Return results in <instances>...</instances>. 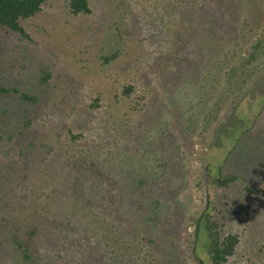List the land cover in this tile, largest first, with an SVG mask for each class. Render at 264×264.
I'll return each instance as SVG.
<instances>
[{
  "label": "rangeland",
  "instance_id": "374dc122",
  "mask_svg": "<svg viewBox=\"0 0 264 264\" xmlns=\"http://www.w3.org/2000/svg\"><path fill=\"white\" fill-rule=\"evenodd\" d=\"M88 2L89 13L72 14L68 0H46L21 21L24 35L0 26V87L17 89L0 92V264L87 262L85 247L24 233L33 210L37 221L54 216L41 210L44 196L60 193L80 159L118 177L123 192L127 168L146 175L149 192L132 207L149 194L170 204L155 250H126L121 236L104 241L119 264H166L173 240L176 263L195 264L188 243L206 201L224 233L239 236L226 264H264V198L205 176L208 162L214 176L225 161L224 175L264 189V0ZM248 125L233 152L223 136L209 148L215 130L235 139ZM24 193L34 200L26 209ZM14 234L30 242L27 259Z\"/></svg>",
  "mask_w": 264,
  "mask_h": 264
},
{
  "label": "trees",
  "instance_id": "16d2710c",
  "mask_svg": "<svg viewBox=\"0 0 264 264\" xmlns=\"http://www.w3.org/2000/svg\"><path fill=\"white\" fill-rule=\"evenodd\" d=\"M45 2L46 0H0V26L24 35L25 30L21 25V21L39 12ZM68 8L72 14L90 12L88 0H68ZM231 71V73H235V69H231ZM229 76L232 77L230 74ZM0 92H17V89L0 87ZM19 96L24 100H30V97L23 92L19 93ZM242 99L244 98L242 97ZM214 108L218 110L219 102L214 104ZM250 127L251 125H248L243 131L239 130V134L234 139L232 136L224 134V131H221V129H226V124L223 127L221 126L220 130H215L216 133L209 143V148L216 144L215 141L219 136L221 138L223 136L229 142V148L232 147L231 152H233L234 143L245 132L249 131ZM224 163L218 167L217 172L212 176L210 174V163L208 162L205 176L209 185L213 184L216 187L227 188L239 181L242 183V188L245 192L259 194L264 198V189L248 185L241 174L224 175L222 173ZM66 164L70 167L73 164L75 166L72 159ZM76 169L75 173L71 170L64 173L60 182L63 185L60 193L56 194L57 189L55 188L54 194L44 196L46 199L42 201L41 210L46 208L45 213L49 212L48 214L50 215L52 209L54 216L52 218L46 216L45 220L37 221L38 218L34 215L36 211L33 210V213L27 215L29 219L27 220L25 234L27 233L28 236L34 234L38 236L46 234L57 235L68 240L64 246L75 245L80 251H84L83 247H85L84 256L88 258L85 264H119L114 255L109 256L106 254V250L102 249L104 241L109 238L112 239L113 244H117V241H121V236L123 239L121 243L126 250L142 247V250L146 249L148 251L151 249L155 250L156 247L160 246L159 241L164 236L166 223V220L162 219H169V216L165 217L163 213L167 208H170V204L161 201L160 197L156 198L149 194L143 202H138L137 208L132 207V204L138 200L136 197H139L140 194L141 198L144 197L142 193L147 191L144 189L147 181L146 175L134 174L130 168H127L129 172L125 174L123 180L127 191L123 192L119 185L118 177L112 178L103 172L94 173V170H87L84 159H80ZM156 177L163 179L160 175H156ZM113 186L114 192H112ZM21 198L24 199L23 209L34 203V200H30L25 193L21 195ZM165 199H169L168 201L172 203L176 201L173 194H168ZM19 200L17 197V201ZM47 206L50 207V210H47ZM143 207L145 209L142 211ZM34 221H41L40 223L45 224L39 225ZM192 222V239L188 245L190 246L189 254L194 263L226 264L228 259L236 252L239 242L238 234L224 233L222 223L213 214L210 201H206L204 208L198 214H195ZM141 231L145 235L142 236L144 238H138ZM16 236L17 234H14L16 244L18 248L23 250L21 252L24 258L27 259L29 257L30 242L19 241ZM72 236L75 237V242L70 239ZM168 238L171 239V236L165 239L168 241ZM141 241H145V243L143 244ZM173 241L174 244L171 243L165 247L166 256L162 259L166 264H177L176 262H178L176 241ZM174 247L176 248L175 250ZM262 248L264 249V235ZM142 250L139 249L138 252ZM102 251L105 255V262H102Z\"/></svg>",
  "mask_w": 264,
  "mask_h": 264
}]
</instances>
